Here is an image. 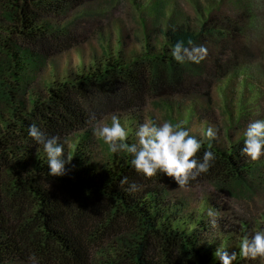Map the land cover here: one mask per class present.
I'll return each instance as SVG.
<instances>
[{
	"label": "trees",
	"instance_id": "16d2710c",
	"mask_svg": "<svg viewBox=\"0 0 264 264\" xmlns=\"http://www.w3.org/2000/svg\"><path fill=\"white\" fill-rule=\"evenodd\" d=\"M89 1L0 0V264H92L100 243L107 244L99 250L110 257L107 264H221L214 255L221 245L230 255L237 254L233 264H262L259 258L239 255L241 239L254 233L247 222L227 227L218 217L214 228L206 204L186 212L184 203H175L171 193L180 186L174 178L164 173L146 178L123 151L112 153L100 166L87 145L91 130L112 114L127 115L133 128L145 123L143 111L151 97L197 93V81L185 74L194 62L180 63L171 55L177 41L189 47L188 41L197 45L242 30V25L229 17H209L192 28L171 12L164 24L167 0H153L147 9L152 22L143 21L144 39L138 49L126 47L121 33L117 42L111 37L106 43L101 37L107 47L100 46L101 56L80 70L69 66L64 78L45 77V87L35 89L29 77L42 80L50 59L81 41L73 29L86 17L72 27L56 19ZM243 95L234 101L232 116L228 114L243 130L236 137L208 120L202 132L192 131V115L199 114L194 107L189 115L178 114V122L203 142L195 158L202 161L208 150L216 157L209 171L187 187L253 180L260 162L241 154L247 117L240 102ZM250 119L256 121L249 117L247 123ZM33 123L46 135L60 137L65 159L72 157L65 175H49L43 146L28 132ZM210 126L217 129L211 140L204 135ZM133 131L135 138L128 137V144L137 143ZM124 178L128 182L122 185ZM132 183L140 189L128 191ZM218 206L212 209H221ZM130 218L138 221V231L127 225Z\"/></svg>",
	"mask_w": 264,
	"mask_h": 264
},
{
	"label": "rangeland",
	"instance_id": "374dc122",
	"mask_svg": "<svg viewBox=\"0 0 264 264\" xmlns=\"http://www.w3.org/2000/svg\"><path fill=\"white\" fill-rule=\"evenodd\" d=\"M152 1L92 0L73 8L62 20L56 19L60 23L68 22L72 27L79 17H86L83 23L79 24L80 28L77 26V29H73L81 41L72 50L51 58V66L47 64L42 73V80L39 79L40 76L29 77L34 81L33 87L42 90L45 87V77L47 81L56 75L64 78L68 74L69 66L71 70H80L83 64L92 63L94 56H101L100 46L107 50L105 43L101 42V37L106 43L111 37L117 42L121 33L126 47L138 49L144 39L143 21L147 20L148 24L152 22V15L147 13ZM170 12L174 19L177 17L181 19L179 21L185 20L192 28L199 25L202 18L212 17L217 20L229 17L237 20L243 29L195 45L207 48L206 58L198 63L193 61V64L189 63L185 68L189 79L197 81V86L193 88L197 93L151 97L143 111L146 121L176 124L179 123L180 112L189 115V110L194 107L198 109L199 114L192 115V131L202 132L205 129L203 121L208 120L216 128L221 127L225 131L229 128V132L236 137L243 130H240V124L232 123L228 114L232 116L230 109L234 101H237L236 98L239 99L242 94L244 95L240 102L247 108V117L243 118L244 131L251 123V119L247 123L249 117L264 119V0H167L168 16L163 20L164 24L168 21ZM58 71L59 73H56ZM207 92L210 93L208 97L204 94ZM117 116L128 131V137L134 140L133 128L138 130L139 124L133 125L132 128L127 115ZM110 117L102 121L110 124ZM94 128L90 132L91 137L87 145L93 154V161L103 166L112 152L103 139L95 135ZM223 130L221 132H224ZM259 162L260 168L249 183L233 180L209 181L195 187L175 189L171 198L176 204L184 203L186 212L199 209L204 204L209 208L220 205L221 207H218L221 209L214 210L218 212L216 219L221 217L227 227H242V223L247 222L249 230L258 231L259 224L264 225V155ZM127 225L133 228V231L139 230L137 220L127 219ZM106 245L100 243L93 251L92 264H107V260H110L109 256H104L99 251ZM56 248L65 256H69L61 247L56 245ZM8 264L39 263L14 261Z\"/></svg>",
	"mask_w": 264,
	"mask_h": 264
},
{
	"label": "clouds",
	"instance_id": "9594fccd",
	"mask_svg": "<svg viewBox=\"0 0 264 264\" xmlns=\"http://www.w3.org/2000/svg\"><path fill=\"white\" fill-rule=\"evenodd\" d=\"M189 47L184 42L177 41L173 46L171 55L177 62L185 60L199 62L206 58L207 48L195 46L188 41ZM29 135L38 145H42L47 156V166L52 177L66 174V164L70 163L72 157L65 159L64 144L60 142L59 136L46 135L35 123L29 126ZM98 138L109 146L112 153L126 152L131 155V166L137 173L146 178H152L157 173H164L174 178L183 189L203 173H207L216 157L211 150L205 151L203 160L196 159L197 153L202 147V141L191 135L180 123L171 122L157 123L155 120L145 121L136 131L137 143L128 144V131L122 125L116 114L110 117V124L100 121L94 128ZM204 135L208 139H215L217 129L210 126ZM244 147L241 154L257 161L264 155V119L251 122L243 133ZM39 151V150H38ZM127 178L121 181L126 184ZM140 186L132 183L128 191H138ZM212 227H217L216 217L218 212L212 208L208 209ZM221 264H233L237 254L229 252L221 245L214 254ZM239 255L252 260L260 259L264 264V229L255 231L249 238L245 236L239 243Z\"/></svg>",
	"mask_w": 264,
	"mask_h": 264
}]
</instances>
